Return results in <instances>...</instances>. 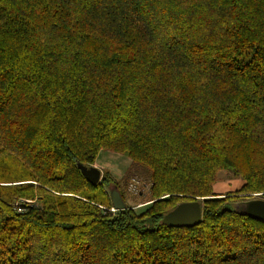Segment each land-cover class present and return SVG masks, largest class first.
Returning <instances> with one entry per match:
<instances>
[{
  "label": "trees",
  "instance_id": "trees-1",
  "mask_svg": "<svg viewBox=\"0 0 264 264\" xmlns=\"http://www.w3.org/2000/svg\"><path fill=\"white\" fill-rule=\"evenodd\" d=\"M102 150L131 168L94 186L78 164ZM220 172L243 185L216 195ZM252 197L264 0H0V264H264V221L235 210ZM190 201L199 224L162 223Z\"/></svg>",
  "mask_w": 264,
  "mask_h": 264
},
{
  "label": "water",
  "instance_id": "water-1",
  "mask_svg": "<svg viewBox=\"0 0 264 264\" xmlns=\"http://www.w3.org/2000/svg\"><path fill=\"white\" fill-rule=\"evenodd\" d=\"M85 179L92 185H97L101 181L102 172L96 167H85L78 164ZM111 201L115 210H124L127 208L117 188L109 190ZM235 210L243 215L256 220L264 221V199L253 197L245 201L237 202ZM202 220V205L199 201L183 202L168 212L162 219L164 225L170 227H192L199 224Z\"/></svg>",
  "mask_w": 264,
  "mask_h": 264
},
{
  "label": "rangeland",
  "instance_id": "rangeland-1",
  "mask_svg": "<svg viewBox=\"0 0 264 264\" xmlns=\"http://www.w3.org/2000/svg\"><path fill=\"white\" fill-rule=\"evenodd\" d=\"M95 163L101 168L103 174L109 173L115 179H121L124 176H126L129 169L131 168V160L128 157L105 150H102L98 153ZM137 178L142 179L144 177H142L139 174L133 176L132 179H137ZM131 180L130 179L126 180L122 184V188L126 192L127 204L135 207L139 203H142V199L144 198V196L142 197V195L139 196L132 195L128 192V188L131 183L130 182ZM242 185H243V180L232 178L226 172H220L218 176V181L214 185L213 189L216 195H225L229 192H235ZM110 189H113V187H111Z\"/></svg>",
  "mask_w": 264,
  "mask_h": 264
},
{
  "label": "built area",
  "instance_id": "built-area-1",
  "mask_svg": "<svg viewBox=\"0 0 264 264\" xmlns=\"http://www.w3.org/2000/svg\"><path fill=\"white\" fill-rule=\"evenodd\" d=\"M130 182L128 192L132 195H140L147 188V184L139 178L132 179Z\"/></svg>",
  "mask_w": 264,
  "mask_h": 264
},
{
  "label": "crops",
  "instance_id": "crops-1",
  "mask_svg": "<svg viewBox=\"0 0 264 264\" xmlns=\"http://www.w3.org/2000/svg\"><path fill=\"white\" fill-rule=\"evenodd\" d=\"M94 167L98 168L102 172L101 168L96 163H95Z\"/></svg>",
  "mask_w": 264,
  "mask_h": 264
}]
</instances>
